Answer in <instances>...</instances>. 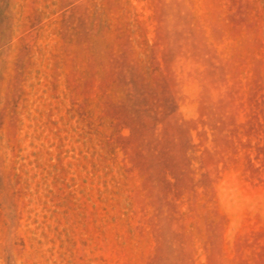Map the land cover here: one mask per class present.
Returning a JSON list of instances; mask_svg holds the SVG:
<instances>
[{"label": "rangeland", "instance_id": "374dc122", "mask_svg": "<svg viewBox=\"0 0 264 264\" xmlns=\"http://www.w3.org/2000/svg\"><path fill=\"white\" fill-rule=\"evenodd\" d=\"M0 264H264V0H0Z\"/></svg>", "mask_w": 264, "mask_h": 264}]
</instances>
